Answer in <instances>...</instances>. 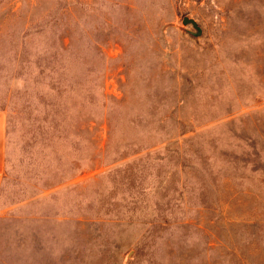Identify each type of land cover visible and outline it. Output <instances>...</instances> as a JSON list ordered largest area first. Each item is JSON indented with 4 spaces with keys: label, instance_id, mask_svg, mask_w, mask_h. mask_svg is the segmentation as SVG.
Returning <instances> with one entry per match:
<instances>
[{
    "label": "rangeland",
    "instance_id": "1",
    "mask_svg": "<svg viewBox=\"0 0 264 264\" xmlns=\"http://www.w3.org/2000/svg\"><path fill=\"white\" fill-rule=\"evenodd\" d=\"M0 110V264H264V0H0Z\"/></svg>",
    "mask_w": 264,
    "mask_h": 264
},
{
    "label": "crops",
    "instance_id": "2",
    "mask_svg": "<svg viewBox=\"0 0 264 264\" xmlns=\"http://www.w3.org/2000/svg\"><path fill=\"white\" fill-rule=\"evenodd\" d=\"M7 165V117L0 110V186H2L6 174Z\"/></svg>",
    "mask_w": 264,
    "mask_h": 264
},
{
    "label": "water",
    "instance_id": "3",
    "mask_svg": "<svg viewBox=\"0 0 264 264\" xmlns=\"http://www.w3.org/2000/svg\"><path fill=\"white\" fill-rule=\"evenodd\" d=\"M184 22H185L186 24H192V25H194L195 27H197V23H196L194 20H191V19L185 18V19H184Z\"/></svg>",
    "mask_w": 264,
    "mask_h": 264
}]
</instances>
